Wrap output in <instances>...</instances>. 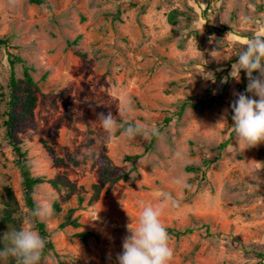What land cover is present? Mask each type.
Listing matches in <instances>:
<instances>
[{"label": "rangeland", "instance_id": "374dc122", "mask_svg": "<svg viewBox=\"0 0 264 264\" xmlns=\"http://www.w3.org/2000/svg\"><path fill=\"white\" fill-rule=\"evenodd\" d=\"M245 17L264 19V0H0V209L11 210L18 225L0 217V238L22 227L37 231L40 220L53 245L40 264H116L143 201L166 205L161 220L171 264H264V143H240L231 120L233 92H245L248 83L243 71L239 82L232 79L231 66L258 31ZM73 41L83 55L70 50ZM8 53L18 86H26L24 67L36 82L34 105L13 133L31 173L43 178L33 197L53 211L42 219L25 204L6 134L8 111L20 114L24 100L21 88L8 85ZM212 97L176 115L180 103ZM129 98L132 110L121 117ZM109 111L149 133L158 129L156 138L149 145L150 135L109 134L96 115ZM135 154L134 165L125 161ZM101 156L128 175L96 193ZM55 176L74 191L55 187ZM161 193H171L178 207ZM67 214L76 226H59ZM6 246L0 239V250ZM12 259L0 257V264Z\"/></svg>", "mask_w": 264, "mask_h": 264}, {"label": "clouds", "instance_id": "9594fccd", "mask_svg": "<svg viewBox=\"0 0 264 264\" xmlns=\"http://www.w3.org/2000/svg\"><path fill=\"white\" fill-rule=\"evenodd\" d=\"M16 4L19 0H10ZM244 22L255 25L257 34L245 41V46L237 53L238 59L232 64L229 76L240 81L243 71L247 76L245 92H233L235 99L231 102L232 127L240 143L254 147L264 143V19L245 17ZM216 51L213 50L212 53ZM220 70V69H218ZM253 73H258L254 76ZM206 78V77H205ZM209 79V78H206ZM213 82L214 78L212 79ZM228 77L222 80L227 83ZM132 110V101L129 98L119 115ZM97 118L102 127L109 134L122 130L121 134L129 139L137 135L149 136L150 133L139 122L118 120L112 112H98ZM151 134H157L154 130ZM174 183L182 187H189L182 178H175ZM163 201L172 207H178V201L171 193L160 194ZM164 204L145 203L139 204V214L135 228L127 225L129 235L122 241V252L117 253L116 264H171L174 251L170 246V236L166 226L161 220L164 213ZM50 203L37 204L31 211V216L42 219L52 214ZM3 240L8 241V246L0 250V257L15 258L17 264H40L46 240L38 231L30 227L4 232ZM107 259L111 262L112 255Z\"/></svg>", "mask_w": 264, "mask_h": 264}, {"label": "trees", "instance_id": "16d2710c", "mask_svg": "<svg viewBox=\"0 0 264 264\" xmlns=\"http://www.w3.org/2000/svg\"><path fill=\"white\" fill-rule=\"evenodd\" d=\"M30 1L33 3H41L43 0H30ZM175 16H176V12L173 10L169 14V21L172 22L173 17L175 18ZM68 46L74 54L83 55L81 50L76 47L75 41L69 43ZM8 56H9L8 59H9V63H10V67H9L10 73H9L8 85L12 90L21 88L23 90L24 100H23V110L21 111V113L20 114H14L13 111H8L7 118L4 120V124H5L6 134L9 138L10 144L12 145L13 150H14L15 155H16L15 165H16L17 169L19 170V173L21 176V187H22L24 201H25V204L27 205V207L29 209H31L30 211H32L37 206V203L33 197L34 188H35V186H37L39 183H41L43 181V178H42V176H35L31 173L30 165L28 163L26 152L21 149V147L19 146V142L16 140L15 134L13 133V123L17 122V121L21 120V118L27 116L29 114L30 110L32 109V106L34 105V102H35V98L32 95V89L30 88V86H35L36 82L34 81L32 75L30 74L29 68L24 67L22 74H23V78H24V82H25L26 86L25 87H19L18 86L19 81H17L15 78L14 61L12 60L13 55L11 53H8ZM10 57H12V58L10 59ZM214 100H215V97H212L208 101L201 100L197 104L190 103L188 101H184V102L180 103V105H178L179 108H177L176 115L177 116L182 115L184 109L187 108V106L204 105L206 102L212 103V102H214ZM168 121H169V118H165L164 124H167ZM155 131L157 133L158 129ZM151 133H153V132H151ZM151 133H150L149 145H151L152 142L154 141V139L156 138V134H151ZM231 138H232V135L230 134L229 137L223 143H221L219 149H222L225 146H227L228 143H230ZM138 157H139V155H137V154L126 155L125 161L134 165L136 163ZM68 159L71 162H73L74 164H77V162H78L76 159H74L72 157H68ZM100 166H101V171H102L101 172L102 183L100 185H94L93 186L96 193H98L102 184L107 183V182L112 184V183H114L120 179H125L128 175V172H124L120 168L115 167L106 156H103V157L101 156ZM50 182L55 187L64 188V189H67L69 191H74V184L71 183L65 177L55 176L53 179H50ZM7 194H8L7 204L10 205V203L13 202L11 200L14 198H13L12 193L9 190H7ZM83 200H84V198L79 195L78 196L79 203L82 202ZM54 208H55V210H59V207L56 203L54 204ZM71 210H73V209H69L68 211L72 212ZM11 212L12 211L9 210L7 207L2 208V209H0V217H1L3 222L10 223V224H12V226L14 228H18V225L15 221V218L11 216ZM68 216H69V214H67V216H65L64 220L59 225L60 227H64V226L69 225V224L74 225V226L77 225L76 220L75 219H69ZM36 228H37V231L39 232V234L46 240V245H45V248H44V251L42 254V257H43L46 254V252L53 247V245H51L52 242L49 240V234L46 231L44 223L41 222L40 220H36ZM185 232H188V230H185ZM176 234H183V232H176ZM80 235L83 236V233H80ZM3 241H5V243H6L7 240H3ZM9 264H17L15 258L10 260Z\"/></svg>", "mask_w": 264, "mask_h": 264}]
</instances>
